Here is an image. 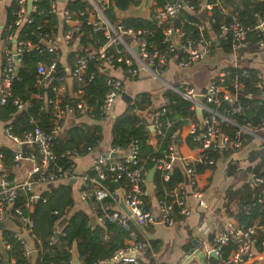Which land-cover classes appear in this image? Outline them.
I'll use <instances>...</instances> for the list:
<instances>
[{
	"label": "built area",
	"instance_id": "2783aa9c",
	"mask_svg": "<svg viewBox=\"0 0 264 264\" xmlns=\"http://www.w3.org/2000/svg\"><path fill=\"white\" fill-rule=\"evenodd\" d=\"M16 1L19 9L16 12L14 26L19 27L24 22H31V20L28 17L26 7L27 0ZM31 1L34 3L38 0ZM64 1H66L65 5L60 8L59 0H50L54 14L61 15L65 22L73 19L79 20V17H83L85 24L90 26L94 32L103 34L104 40L94 50H83L82 54L76 56L74 66L68 68L67 72L64 71V74L56 79L58 85L52 88L55 97L48 101L53 105L56 121L63 120L69 115L78 118L88 117L85 113L87 109L85 102L80 98L84 94L81 87L77 88L73 94V97L80 98L76 107L61 106L59 102L61 101V92L66 90L67 75L77 84H84V73L90 61L97 62L100 71L115 69L120 66L130 77H136L140 71L159 77L160 68L166 66L170 58L175 59L179 66L190 67L194 63L209 57L217 41L226 40L230 46L229 49L224 48L223 50L229 53L230 65L239 67V63L243 59V53L249 48L248 32H258L264 37V16L257 15V21L252 27L243 25L233 19L229 24H222L220 32L216 34L212 31L211 22L208 18L213 7L212 3L200 0L198 3L199 8L195 11L193 6L188 4L190 0H169L159 7L153 2L150 10V13L154 15L156 27L163 26L160 28L162 29V43L165 47L159 49L148 41L147 36L151 34V31L127 28L120 20L111 22L104 13L110 6V0H84L87 3L86 7L77 10H71L67 7L68 2L71 0ZM261 1L264 5V0ZM2 2L3 0H0V5ZM202 9L205 10L206 19L196 24L199 31V35L196 37H193L190 31L171 24L173 20L178 18L181 10H186L189 14L198 16ZM74 34L73 30L67 29L64 32L63 43L68 45L71 39L74 38ZM54 36L55 31L50 30L39 32L37 38L33 40L15 39V45L7 52L3 61L0 79V105H3L11 97V83L18 77V69L21 66V59L25 52L46 50L54 53L55 58L49 64L44 62H38L37 64V83H48L52 79L55 75L59 57ZM9 37H16V35L11 33ZM263 46L264 41H260L259 47ZM134 47H137V52L134 51ZM51 71L54 74L46 82L45 79ZM224 75L225 73L220 71L217 77L222 80ZM244 75L245 72L242 76ZM91 78L92 75L88 79ZM258 78L263 80V83L261 81L258 83V87L263 94L264 73L259 72ZM106 85L109 86V89L103 98L100 110V115L103 118L112 113L115 101L123 91L121 80L111 75L106 79ZM230 86L233 87L234 91H230L225 86L216 83L214 77L204 88L197 89L191 85H168L166 87L190 102L191 109L195 113H197V109H201L202 113L203 111L208 113L207 117L201 118L203 129L198 134L201 144L198 147L199 154L194 161L181 158L172 147V143L168 145L169 151L165 156L153 159L154 168L162 172L164 179H168L177 161L182 163L187 175L188 182L182 181L170 193L173 196L170 202L158 201L154 198L153 190L149 187L148 172L142 166H135L138 162L136 141H132L127 150L111 147L100 152L88 167L80 174H75L73 170L75 161L83 156L77 151L67 150L60 156L70 158L72 164L69 168L55 164L58 157L52 149V138L53 133L61 132V125L56 123L51 132H45L39 127H34L20 136L12 134L9 130L10 127H5L7 137L14 146L13 161L15 165H20L22 161H28L31 163V167L28 171L29 177L21 183L9 182L5 175L0 172V221L7 218L13 221L15 218L19 220L21 225L18 226V230L10 229V231L22 241L24 253L29 256L32 248L28 241H32L34 237L32 232L34 222L25 213V210L28 212L32 210L33 202L39 197V190L48 189V183H53V186H55L58 183L73 179L79 185L77 198L80 202L86 204L90 217L93 216L100 226L106 223H115L126 233L124 245L113 253L105 262L106 264L110 262L113 264H136L140 256L146 255L156 259L157 254L145 235V228L157 221L165 227H172L177 216H189L192 210L187 206V197L191 196L198 201L201 207H207L202 192L197 187L198 173L194 168V164L204 162L207 167L213 165L214 160L208 157L206 151H235L240 149L243 145L241 139L243 133L261 138L264 142V138L261 137V133L264 134V120L260 122L258 129L250 125L241 126L226 115L220 114L216 109L208 107V103L218 106L222 101H225L231 106L228 109L229 114L233 115L240 112L241 107L234 106L236 91L241 88L237 77L231 82ZM199 95H202L203 102L198 100ZM12 102L17 109L24 107L22 100L18 97L13 98ZM167 102L168 99L162 96L161 104L152 109L149 121L145 119L146 112H142L147 129L149 130L150 126L154 127L155 134L151 135L150 140L154 139L155 146L157 145L156 136L163 137L171 127V123L167 119L170 112V109L166 106ZM221 122H228L236 130L233 135L223 133L222 142L219 143ZM198 126H200L199 122L193 123L189 134L196 135ZM24 143L32 144L33 150L22 148L21 145ZM86 150L88 154L93 152L95 148L90 146ZM250 176L254 185L259 188L257 203H262L264 201V176L255 173H251ZM17 189H22L27 193L25 200L20 205H15ZM148 200H153L154 203L149 204ZM121 203L129 214L124 211ZM175 207H178L177 211H175ZM245 209L248 210V207H245ZM53 213L57 214L55 211ZM257 226L255 223L245 226L228 221L223 230L216 236L213 246L206 249V254L209 255L212 250L219 259L222 257V248L233 242L235 249L226 258L222 259V264H264L259 257L258 260H255V257L259 254L253 250ZM60 231L61 228H58L56 223L54 232L59 233ZM53 237V235L50 237L51 240ZM261 244L264 245V241ZM2 246L5 249L8 248V244L3 239ZM9 264L15 263L11 260Z\"/></svg>",
	"mask_w": 264,
	"mask_h": 264
},
{
	"label": "trees",
	"instance_id": "16d2710c",
	"mask_svg": "<svg viewBox=\"0 0 264 264\" xmlns=\"http://www.w3.org/2000/svg\"><path fill=\"white\" fill-rule=\"evenodd\" d=\"M169 0H153L156 6H163ZM213 4L210 10L209 20L212 31L216 34L220 32L222 24H229L236 19L246 26H253L257 21L258 16H264V5L261 0H204ZM140 0H110V6L105 10V15L111 22L119 19L125 27L133 29H147L151 34L147 36L148 41L154 44L159 49H164L162 43V29L156 27L153 13H150L151 20L141 17L120 18L117 15V10L125 11L130 6L138 5ZM200 0H190L189 5L193 6L196 11ZM87 3L82 0H71L67 7L71 10L83 9ZM19 9L16 0H10L8 3V11L6 21L3 28V35L11 33L16 35L17 40H33L37 38V34L41 31L56 30L58 24L57 15L52 12L50 0H38L31 5L28 12V17L31 22H24L21 26H14L16 12ZM117 9V10H116ZM81 21V32L83 34L78 38L79 43L84 46L89 38H97L104 40V36L100 32H93L91 27L86 25L83 17H79ZM202 20L193 14H189L186 10H181L177 19L171 24L176 27H182L190 31L193 37L199 35L196 24ZM167 25V24H166ZM39 26V28H37ZM65 26H63L64 28ZM78 33V32H77ZM75 33V35L77 34ZM247 39L251 43L250 52H258L260 50L259 43L264 41L262 34L258 32H248ZM93 42V41H92ZM221 47L229 49V42L223 40L219 42ZM83 51L72 50L66 57V64L71 67L76 59V56L82 54ZM55 58L54 53L46 50L25 52L21 59V66L18 69V77L11 83V97L0 105V121L5 124V127H10V132L14 135H22L24 132L39 127L45 132H51L55 124L61 125L62 120L55 118L53 105L48 101L54 99L55 94L52 91L54 86L58 85L57 78L64 74L62 62L57 59L55 75L48 83H37V64L44 62L49 64ZM242 60L239 67H234L230 64L222 67L221 70L225 73L222 80L215 77L218 84L225 86L234 91L231 87V82L238 78L241 88L236 91V102L234 106H240V112L229 114L228 109L231 106L222 101L218 106L208 103V107L216 109L220 114L226 115L237 125L257 127L264 120V99L261 98L262 90L259 89L258 83L262 79L258 78L259 70L250 67ZM245 72V75L242 74ZM92 75V78H88ZM84 84L74 82L72 92L81 87L84 94L80 97L86 105V115L91 117L94 123H77L67 128L61 133H53L52 149L57 155L55 164L62 165L64 168H69L72 161L68 157H60L67 150L77 151L80 155L87 154V147H94L100 140V125L96 122L103 119L100 115L101 105L109 86L106 85V79L109 75L94 67L92 61L89 62L88 68L84 73ZM67 92L60 99L61 106L69 105L76 107L80 100L73 97ZM168 99L167 107L172 112H180L183 116L191 117L197 121L196 113L191 109L190 102L186 101L178 94L166 88L162 94ZM20 98L24 104L22 109H17L13 104V98ZM27 103V106H25ZM151 107L150 95L146 92L137 93L133 99L126 103L124 111L112 120L111 124V147H119L127 150L132 141H136L138 146V162L135 166H142L149 172L155 163L154 158L163 157L168 153V145L171 143V135L176 132L178 125H171L165 132V135L156 136L157 145L149 144L151 133L147 129L146 120L142 116L143 111L149 110ZM140 112V113H139ZM208 113L203 111L201 118L207 117ZM56 121V122H55ZM236 128L228 122H223V133L225 135H233ZM202 130L198 126L196 135H188L186 142L189 146L194 147L201 144L198 136ZM198 136V137H195ZM253 137L243 133L241 139L243 144L250 141ZM233 151V150H232ZM14 150L7 146L0 148V160L3 167L2 173L9 182L13 181V161ZM209 158L217 160L221 153L219 150L206 151ZM247 160L250 165L247 168L248 172L256 175L264 176V143L259 147L251 149L248 152ZM207 167L206 163L194 164L197 173L203 172ZM237 164L232 161L229 163L226 174H232L236 171ZM162 172L155 169L152 175L151 182L153 184V196L158 201L170 202L173 199L172 194L184 177L180 168L175 165L169 174L168 179H164ZM231 190L228 189L226 195L228 197L227 205L236 204V210L232 211V215L238 224L249 226L258 221L261 229H257L254 235L253 250L260 251L261 242L264 241V201L257 203V194L259 188L251 187L249 184L242 188ZM242 195V196H241ZM27 193L22 189H17V197L15 205H20L26 198ZM151 200H148L150 204ZM75 199L72 186L68 182H61L54 187L46 190H39V197L33 202V207L30 212L25 210L33 219L32 239L33 249L37 251V257L34 264H71L73 250L82 264H106L105 262L113 255V253L124 245L126 233L115 223H106L103 226L93 225L90 216L86 210L75 209ZM248 207V210L245 209ZM178 207H175V211ZM57 212L54 214L53 212ZM67 217L66 223L62 226L59 233H55V225L59 218ZM180 217V216H177ZM17 226L20 222L17 218L14 219ZM3 241L8 244V248L0 246V264H9L11 260L15 264H32L31 256H26L24 253V245L12 231L3 229L0 233ZM54 236L51 240V236ZM155 251H159L161 242L157 239L150 240ZM74 248V249H73ZM235 249V244L230 242L228 246L222 248V257L215 259L208 258L209 264H222V259L226 258L229 253ZM144 257V256H143ZM156 260L148 255L146 260H139L136 264H155Z\"/></svg>",
	"mask_w": 264,
	"mask_h": 264
},
{
	"label": "crops",
	"instance_id": "0c3cea01",
	"mask_svg": "<svg viewBox=\"0 0 264 264\" xmlns=\"http://www.w3.org/2000/svg\"><path fill=\"white\" fill-rule=\"evenodd\" d=\"M9 1L10 0H3L0 5V79L5 55L10 49L13 48V46L15 45L14 41L16 39V37L10 38L9 35H3V28L7 15L6 7H8ZM65 3L66 1L63 0L61 2L59 0V7L62 8ZM57 18L58 24L56 26L54 39L57 42L58 46V61L60 60L62 62V65L64 67L63 69L67 72V69L72 68L75 64V61L71 67L66 64V57L70 51L76 50L81 52L83 50H94L95 47L101 44L103 38L98 40L97 38L91 37L89 38L90 40H88L87 44L84 46L83 44L79 43L78 40V38L83 34V32L79 33L82 26L81 21L78 19H73L69 22H65L62 19L61 15H57ZM63 26L65 27L63 28ZM67 29L73 30L74 33L78 32L76 35L74 34V38L71 39V42L68 45L64 44L62 41L64 32ZM259 48L260 50L258 52H250L251 43L249 41V48L246 49L243 53L242 60L246 61L245 63L250 67L256 68L259 70V72L264 73V46ZM96 63L97 62H94V67L100 71V68H98ZM227 64H230L229 53L226 50H223V48L217 41L215 48L213 49L212 54L209 57H207L203 61L194 63L190 67L179 66L175 59L170 58L166 66L160 68L158 72L159 77H154L153 75H149L148 73L143 71H140L136 77H130L124 72L122 68H120V66L115 69H108L107 75L119 78L122 82L123 91L128 93L132 97V99L137 93L140 92H146L150 95L151 107L145 113V119L149 121L151 115H147L148 111H152L153 108H156L161 104L163 91L168 85H191L196 87L197 89L204 88L207 86L211 79L216 77L217 74L222 71L221 68L226 66ZM104 70L105 69L101 71L104 72ZM69 77L70 76L67 75L66 90H63L61 92V97L65 95L66 92L68 94H71L72 96L74 94V92H72L74 81H72V86L69 87L67 83V79ZM126 103L127 102H124L120 97L117 98L112 113L108 117H105L96 122L98 125H100L101 128L99 143L93 152L83 155L79 158V160L75 161V166L73 169L75 174H80L86 167H88L100 152L111 148L112 120L124 111ZM196 116L197 121L201 123V116H198L197 113ZM74 117L72 115H69L61 121V132L72 126L67 125V120L70 118L74 119V124L94 123L91 117ZM167 119L170 121L171 125H178V128L176 132H174L171 139L172 147L178 153V155H180L181 158L189 161H194V159L199 154V145H196L194 147L189 146L186 142V137L190 135L189 131L192 124L196 123V120L192 119L191 117L183 116L180 112L172 111L168 113ZM61 132L59 131V133ZM261 137L264 138V134L261 133ZM263 143L264 142L261 138L253 137L250 141L243 144L242 147L238 150H219L221 156L214 161L213 165L206 167L203 172L199 173L197 176V187L202 192L203 200L206 202L207 207H201L195 198L191 196L187 197V206L192 210L189 216L177 217L175 220V224L172 227H165L157 221L155 224L149 225L145 228L144 232L149 241L157 239L161 242L159 251H155V253L157 254V258L154 259L156 260L155 264H196L197 262L194 260L196 259L195 252L199 253V250L204 243V230H211L207 234L208 242L210 244L209 248H211L214 244L216 236L220 231L223 230L228 221L237 223L232 215V211L236 210V204L231 203L227 205L228 197L226 193L228 189L236 190L241 188V190H243L242 188L246 184H249L251 187L255 186L250 176L251 172L247 171V168L250 165L249 161L247 160V156L248 152L251 149L257 148ZM149 144L155 146L154 139H151L149 141ZM2 146H7L11 150H14L13 144L7 137L5 124L0 121V148ZM231 159L237 164V167L235 173L227 175L226 170L229 163L232 162ZM30 167L31 163L28 161H22L20 165H14L12 170L13 182L21 183L25 181L29 177L28 171ZM2 171L3 167L0 160V172ZM77 183L78 182H73V184L70 185L72 186L75 199L74 210H86L90 216V212L86 204L80 202L77 198V189L79 186ZM149 187L153 190L152 182L149 183ZM151 203L153 204L154 201L151 200L150 204ZM205 212L211 215V219L205 220L201 228V225L203 223V215ZM255 224L258 225L257 229L262 228V226L259 225L258 221L255 222ZM192 240L198 241L200 243V247L199 249H196L192 254V257L187 260V252L191 248H193ZM28 243L33 250L32 241L30 240L28 241ZM0 246L2 247L1 235ZM74 252L76 253L75 250H73V253ZM204 252V262H201V264H209L208 258L210 256L206 254V250ZM255 253L259 254L255 257V260H258L259 257V259L264 262V245L261 244L260 252L255 251ZM146 256L148 259V255ZM146 256H140L139 258L141 260H146Z\"/></svg>",
	"mask_w": 264,
	"mask_h": 264
},
{
	"label": "water",
	"instance_id": "95a60500",
	"mask_svg": "<svg viewBox=\"0 0 264 264\" xmlns=\"http://www.w3.org/2000/svg\"><path fill=\"white\" fill-rule=\"evenodd\" d=\"M61 2L63 0H60ZM84 1V0H83ZM152 4H153V0H140L139 4L138 5H134V6H130L127 10L125 11H120V10H117V15L118 17L120 18H127V17H141V18H145V19H148V20H151V17H150V10H151V7H152ZM31 5H32V1L31 0H27L26 1V7H27V11L29 12L30 9H31ZM6 11H8V7H6ZM198 17L202 20V21H205L206 19V13H205V10L202 9L199 13H198ZM16 42V41H14ZM135 52H137V47H134L133 48ZM104 73L107 74L108 73V69H105L104 70ZM54 74L53 71L50 72V74L46 77V82L50 79V77ZM72 81L73 79L71 77H69L67 79V83H68V86L71 87L72 86ZM120 98L124 101V102H128L132 99V97L122 91L121 95H120ZM198 100L203 102V97L202 95H199L198 97ZM261 98L264 99V93L261 95ZM25 106H27V103H25ZM151 110L148 111L147 115L150 116L151 115ZM197 115L198 116H202V111L201 109H197ZM67 125L71 126V125H74V119L73 118H70L67 120ZM200 128L201 130L203 129V124L200 123ZM257 129L259 128V126L256 127ZM149 131L150 133L153 135L155 134L154 132V127L153 126H150L149 128ZM59 134V132H58ZM222 136H223V122H221L220 124V134H219V143L222 142ZM177 138V136H176ZM22 148H25V149H30V150H33V145L30 144V143H24L21 145ZM232 161V159H231ZM176 165L180 168V170L182 171V174H183V177H184V181L185 183L188 182V179H187V175L185 173V170L183 168V165L180 161H177L176 162ZM154 170L155 168L153 167L147 174V178L149 180V182H151V179H152V175L154 173ZM74 182V180H69L68 181V184L69 185H72ZM115 184V183H114ZM116 185V184H115ZM51 187H54L53 186V183H48L47 184V188H51ZM121 205L123 206V204L121 203ZM123 209L124 211L129 214V212L124 208L123 206ZM90 220L92 222L93 225H98L97 221L95 220V218L92 216L90 217ZM67 221V217H62L59 219V221L57 222V227L58 228H62V226L66 223ZM18 226L16 225V223L11 220V219H4L2 221H0V230H3V229H13V230H17ZM192 245H193V248H191L188 252H187V260H189L191 257H192V254L194 253V251L196 249H199L200 247V243L198 241H195V240H192ZM31 263L34 264L35 263V260H36V257H37V251L36 250H32L31 251ZM209 256L212 257V258H215V259H218L217 256H215L214 252L211 250L209 252ZM71 264H82L81 261L79 260L78 256H77V253H73V257H72V263ZM109 264H113V263H109Z\"/></svg>",
	"mask_w": 264,
	"mask_h": 264
},
{
	"label": "rangeland",
	"instance_id": "374dc122",
	"mask_svg": "<svg viewBox=\"0 0 264 264\" xmlns=\"http://www.w3.org/2000/svg\"><path fill=\"white\" fill-rule=\"evenodd\" d=\"M119 19H116V21H118ZM208 219H211V215L209 214V213H207V212H205L204 213V215H203V223H202V225H201V228H202V226H203V224H204V222H205V220H208ZM205 232V234H204V237H203V244H202V246H201V248H200V250H199V253L198 252H195V256H196V259H194L197 263L196 264H201V262H204V256H205V250L207 249V248H209L210 247V244H209V242H208V232H210L211 230L209 229H205L204 230ZM205 264V263H204Z\"/></svg>",
	"mask_w": 264,
	"mask_h": 264
}]
</instances>
